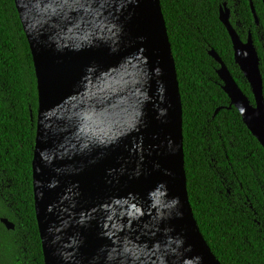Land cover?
Listing matches in <instances>:
<instances>
[{"label": "water", "instance_id": "obj_1", "mask_svg": "<svg viewBox=\"0 0 264 264\" xmlns=\"http://www.w3.org/2000/svg\"><path fill=\"white\" fill-rule=\"evenodd\" d=\"M13 1L36 78L32 187L43 263L220 264L188 201L182 105L160 1ZM218 18L253 105L218 55H208L230 107L264 149L257 53L225 3Z\"/></svg>", "mask_w": 264, "mask_h": 264}, {"label": "trees", "instance_id": "obj_2", "mask_svg": "<svg viewBox=\"0 0 264 264\" xmlns=\"http://www.w3.org/2000/svg\"><path fill=\"white\" fill-rule=\"evenodd\" d=\"M159 1L181 98L193 217L220 264H264V149L230 107L219 65L208 55H218L253 105L218 16L225 3L241 40L249 32L257 47L264 38V2L251 0L256 26L250 0ZM37 107L32 56L14 1L0 0V264H44L32 187Z\"/></svg>", "mask_w": 264, "mask_h": 264}, {"label": "flooded vegetation", "instance_id": "obj_3", "mask_svg": "<svg viewBox=\"0 0 264 264\" xmlns=\"http://www.w3.org/2000/svg\"><path fill=\"white\" fill-rule=\"evenodd\" d=\"M228 9L230 10V21H231V19H232V12H231V9L230 8H228ZM230 24H231V22H230ZM237 28H238L239 32L242 34L243 32H241V29H242L241 24L237 23ZM233 29L235 30L234 27H233ZM235 32L237 33L236 30H235ZM237 35L239 36L238 33H237ZM249 36L251 37V40H252V36H251V34L249 32L247 33V37H245V40L244 41L241 40L240 36H239V38H240V40L243 43H246V41H247V39H248ZM252 42H253V40H252ZM253 46H254V49H255V51L257 53V57H258V61H259V64H258L259 71H260V74H261V76L263 78L264 77V38H263V36H260L259 41H258V46L256 47L254 45V42H253ZM258 50H259V52H258Z\"/></svg>", "mask_w": 264, "mask_h": 264}]
</instances>
